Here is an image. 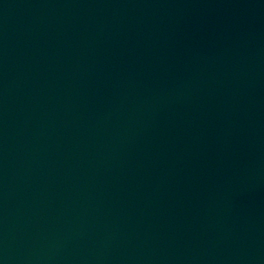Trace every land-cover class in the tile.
I'll return each mask as SVG.
<instances>
[{
  "label": "water",
  "instance_id": "water-1",
  "mask_svg": "<svg viewBox=\"0 0 264 264\" xmlns=\"http://www.w3.org/2000/svg\"><path fill=\"white\" fill-rule=\"evenodd\" d=\"M0 264H264V0H0Z\"/></svg>",
  "mask_w": 264,
  "mask_h": 264
}]
</instances>
